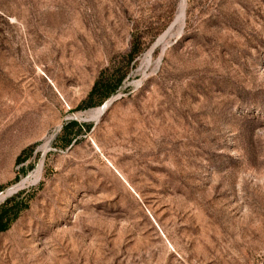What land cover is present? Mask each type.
Segmentation results:
<instances>
[{
	"label": "rangeland",
	"instance_id": "rangeland-1",
	"mask_svg": "<svg viewBox=\"0 0 264 264\" xmlns=\"http://www.w3.org/2000/svg\"><path fill=\"white\" fill-rule=\"evenodd\" d=\"M12 196L0 264H264V0H0Z\"/></svg>",
	"mask_w": 264,
	"mask_h": 264
},
{
	"label": "trees",
	"instance_id": "trees-1",
	"mask_svg": "<svg viewBox=\"0 0 264 264\" xmlns=\"http://www.w3.org/2000/svg\"><path fill=\"white\" fill-rule=\"evenodd\" d=\"M121 79L118 78L111 88H105L97 80L93 84L91 90L87 96V104H91L94 99H98V102H102L106 97L112 94L117 86L120 84ZM76 124V122H69L68 124ZM67 124L63 127V132L66 129ZM22 159L21 155L17 157V161ZM17 196H12L0 205V232L5 231L10 223L17 217L19 212L26 207L21 199H16Z\"/></svg>",
	"mask_w": 264,
	"mask_h": 264
},
{
	"label": "bare ground",
	"instance_id": "bare-ground-1",
	"mask_svg": "<svg viewBox=\"0 0 264 264\" xmlns=\"http://www.w3.org/2000/svg\"><path fill=\"white\" fill-rule=\"evenodd\" d=\"M183 10L184 9L182 7L180 12H179L180 13L179 17L183 16ZM179 17H177V18H179ZM102 105H103L102 108L101 107H96V108L90 110L87 115H89V117H91V118H96L100 114L101 109H103L105 107V103L102 104ZM40 170H41V164L33 171L32 175H31V178H25L22 181H20L18 184L12 186L10 189L7 190V194L10 193L13 190H16L18 187L24 185L25 182H28L31 179H32L31 181H35L38 178V176H39Z\"/></svg>",
	"mask_w": 264,
	"mask_h": 264
},
{
	"label": "water",
	"instance_id": "water-1",
	"mask_svg": "<svg viewBox=\"0 0 264 264\" xmlns=\"http://www.w3.org/2000/svg\"><path fill=\"white\" fill-rule=\"evenodd\" d=\"M13 191H15V190H13ZM13 191H11L10 193H12ZM10 193H8V194H10ZM6 194H7V191H6Z\"/></svg>",
	"mask_w": 264,
	"mask_h": 264
}]
</instances>
